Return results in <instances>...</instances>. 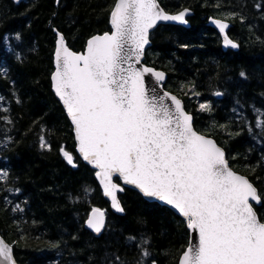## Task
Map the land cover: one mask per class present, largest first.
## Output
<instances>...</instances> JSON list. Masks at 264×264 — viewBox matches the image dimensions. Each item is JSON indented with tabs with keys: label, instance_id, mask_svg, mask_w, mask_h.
Wrapping results in <instances>:
<instances>
[{
	"label": "trees",
	"instance_id": "1",
	"mask_svg": "<svg viewBox=\"0 0 264 264\" xmlns=\"http://www.w3.org/2000/svg\"><path fill=\"white\" fill-rule=\"evenodd\" d=\"M115 2L0 0V231L19 264H178L189 245L186 220L135 190L120 194L124 215L112 211L52 89L55 30L82 51L111 31ZM160 2L169 12L191 9V25L155 29L145 62L168 74L166 88L184 100L196 129L257 186L264 222V0ZM211 17L228 23L238 47H224ZM94 208L106 215L99 236L85 226Z\"/></svg>",
	"mask_w": 264,
	"mask_h": 264
},
{
	"label": "snow or ice",
	"instance_id": "2",
	"mask_svg": "<svg viewBox=\"0 0 264 264\" xmlns=\"http://www.w3.org/2000/svg\"><path fill=\"white\" fill-rule=\"evenodd\" d=\"M185 14L165 15L155 0H116L114 33L90 39L86 53L70 51L58 34L55 92L74 123L78 151L100 170L97 175L114 206L117 185L111 176L119 173L146 196L173 205L198 233L180 264H264V222L249 202L261 203L257 189L229 168L212 139L193 129L191 116L175 96L165 104L166 94L149 95L157 89L146 90L143 76L152 69L138 70L130 63L134 57L139 62L157 20L186 23ZM219 27L223 32L227 25ZM224 43L238 47L227 36ZM153 75L164 78L160 72ZM41 147H50L43 136ZM63 155L72 163L68 152ZM88 223L100 231L99 219ZM4 262L14 264L11 247L0 239V264Z\"/></svg>",
	"mask_w": 264,
	"mask_h": 264
},
{
	"label": "water",
	"instance_id": "3",
	"mask_svg": "<svg viewBox=\"0 0 264 264\" xmlns=\"http://www.w3.org/2000/svg\"><path fill=\"white\" fill-rule=\"evenodd\" d=\"M16 1H17V2H21V1H25V0H16ZM155 2H156V4H157V6H158V9H159V10H162V11H163V14H165V15H178V14H180L181 12H185L186 14H185V16H184V20L186 21V23H183V22H180V21H176V20H157L156 23H155V25H154V27H152V28H150V29L148 30V34H147L148 43L145 44L144 47H143V54H142V56L140 57L139 62L137 63V62H136V59H135V57H134L133 60L130 61V63H132L133 66H134V68H136V69H138V70H142L143 68H149V69H152L153 72H160V73H163V75H164L163 80H156L155 76L153 75V72L144 73L143 80H144V84H145L146 90H150L152 87H156V89H157L156 93H151V92L149 91V95H150V96H151V95H156V96L158 97V96H160V95H164V94H166V95H165V101H164L165 104H171V101H170V99H169L171 96H175L176 99H178V100L180 101V103H181V105H182V108H183L184 112H185L186 114L190 115L191 118H192L191 123H192V127H193V129H194L198 134L204 135V136H206V138H208V139H212V140L216 143V145H217L218 147H220V148L223 150V152H224V157H225L226 161L228 162V166H229V168H230L232 171H234L236 174L241 175V176H244V177H245L246 179H248L249 182L252 183V185L257 189V194H258V196L260 197V201H261V203L257 204V203H255V202H253L251 199H250L249 202L252 204L253 210L256 212L257 217L260 219V216H259V214H258V212H257V210H256V206H261V205H262V198H261L260 191H259V189L257 188V186H256V185L250 180V178H249L248 176H246V175H244V174H242V173H240V172H237L236 170H234V169L232 168V166L230 165V162H229V159H228V155H227L226 150H225V149H224V148H223V147L217 142V140H216L215 138H213V137H211V136H208V135H206V134H204V133H202V132H200L199 130L196 129V127H195V125H194V115L186 109V106H185V102H184V100H183L180 96H178L176 93H174V92H172V91H169V90L165 87V84H166V82H167V78H168V74H167L164 70H162V69H158V68H156V67H154V66H151V65H148V64L145 62L147 51H148V49L152 46L151 34H152V32H153L155 29H157V28H158L159 26H161V25H177V26H183V27H185V28H189L191 24H190V21L188 20V18H190L191 16H193V11H192L191 9H189V8H185V9L179 10V11H177V12H169V11H167V10L162 6L160 0H155ZM115 3H116V2H115ZM114 5H115V4H114ZM113 9H114V7H113ZM113 9H112V11H113ZM112 11H111V12H112ZM218 22L227 25V27L224 29L223 32H221L220 27H219V23H218ZM209 24H210L211 27H213L214 29H216V30L219 32V34H220V36H221V38H222V42H223L224 47H225V48H233V47H231V46H225V43H224V37H225V36H227L228 39L232 40V41L235 43V41H234V40L229 36V34H228V23H227L224 19L211 17V18L209 19ZM110 25H111V31H108V32H105V33L112 34V33H114V31H115V28L113 27V25H112V23H111V14H110ZM55 32H56V34H57V39H56V47H55V52H54V71H53V73H52V77H51V79H52V89H53V91H54V93H55L57 99L61 102L62 106L64 107V109H65V111H66V113H67V116H68V118H69V120H70V122H71V124H72V126H73V131H74V123H73V121H72V119H71L70 114L67 112L66 106L63 104V102H62V100L60 99L59 95L55 92V82H54V80H53V74L55 73V71H56V67H57V66H56V51H57V48L59 47V37H58V34H62V35H63V37H64V41H65V45H66V47H67L70 51H72V52H74V53H78V54H84V53H86V48H87L88 41H89L90 39H92L93 37H95V36H102V35L105 34V33H103V34H96V35L92 36L91 38L88 39L87 44H86V47H85L84 50H82V51H75L74 49H72V48L69 46L68 41H67V39H66V37H65V35H64L63 33L59 32L57 29L55 30ZM235 44H236V43H235ZM126 47H127V46H126ZM125 67H127V65H125ZM220 95H221V94H219V96H220ZM172 106L174 107V105H172ZM74 136H75V142H76V151H77L78 155L81 157V159L83 160L84 163L88 164L93 170H95V178H96L98 184L100 185V187H101V189H102V191H103L104 196L109 200V202H110V206H111V209H112V211H113L114 213H116V214H118V215H124V214H125V209H124L123 203H122V201H121L120 194L124 193L125 190H126V188H129V189L135 190V191H137L138 193H140V194L143 196V198L146 199V200L149 201V202H156V203H158V204H160V205H162V206L168 207L169 209H171L173 212H175L177 215H179L181 218H183V219L186 220V222H187V218H185V217L182 215V213H180L179 210L176 209L173 205H169V204H167L166 201H162V200H160L159 198H156V197H148V196H146V195L143 193V191H142L140 188H138L137 186H135V185H133V184L126 183V182L124 181L123 177H122L119 173H113L112 176H111V183L117 185V189H113V190H112V191H113V194H114L115 197H116V203H118V207L114 206V202H113V200H112V197H111L110 195L107 194V192H106V190H105V188H104V184L101 182L100 177L97 175V173H98L100 170H99L97 167H95L93 164H91L89 161H86L85 159H83L82 154L78 151V149H79V142H78V139L76 138V133H75V131H74ZM63 152H68V151H66L65 149H63L62 152H61L62 155H63ZM68 153H69V152H68ZM69 154H70V155L72 156V158H73L72 163H69L68 160H67V158H66L64 155H63V156L65 157V160L67 161V163H68L69 165H71L73 168H75L77 165H76L75 162H74L73 154H71V153H69ZM117 179H119L120 182H118ZM95 210H98V212H96V215L94 216L93 213H94ZM100 213H102V216L100 215ZM97 219H99V220L102 222V226H101L99 232H97V231L95 230V228L89 226V223H88L89 220H93V221H95V220H97ZM260 220H261V219H260ZM261 221H262V220H261ZM262 222H263V221H262ZM105 224H106L105 211H104L103 209H101V208H94L93 210H91V212L89 213L88 218H87V220H86V222H85V226H86V228H87L89 231H91L95 236H99V235L102 234V232H103V230H104V228H105ZM187 227H188V226H187ZM188 229H189V228H188ZM189 231H190V240H189V244H190V242H196V240H197V238H198V233H197L195 230H191V229H189ZM0 239H3V241L11 247V249H12V259H13V261H14V264H19L18 261H17L16 258H15L13 246H12V245H11V244H10L5 238H4V236L1 234V231H0ZM188 246H189V245H188ZM188 246H187V247H188ZM181 259H182V255H181L180 259H179V263H178V264H180ZM4 264H6V262H4Z\"/></svg>",
	"mask_w": 264,
	"mask_h": 264
}]
</instances>
